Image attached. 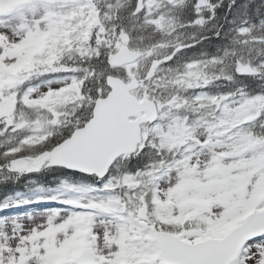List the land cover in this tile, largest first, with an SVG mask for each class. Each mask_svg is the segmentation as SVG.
Here are the masks:
<instances>
[{
  "label": "snow or ice",
  "instance_id": "snow-or-ice-1",
  "mask_svg": "<svg viewBox=\"0 0 264 264\" xmlns=\"http://www.w3.org/2000/svg\"><path fill=\"white\" fill-rule=\"evenodd\" d=\"M0 264H264V0H0Z\"/></svg>",
  "mask_w": 264,
  "mask_h": 264
}]
</instances>
